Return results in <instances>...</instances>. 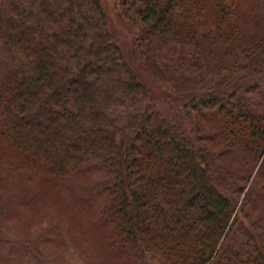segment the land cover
I'll return each instance as SVG.
<instances>
[{"label":"trees","instance_id":"16d2710c","mask_svg":"<svg viewBox=\"0 0 264 264\" xmlns=\"http://www.w3.org/2000/svg\"><path fill=\"white\" fill-rule=\"evenodd\" d=\"M120 6L131 53L102 0H0V197L63 204L109 264H264V0Z\"/></svg>","mask_w":264,"mask_h":264},{"label":"rangeland","instance_id":"374dc122","mask_svg":"<svg viewBox=\"0 0 264 264\" xmlns=\"http://www.w3.org/2000/svg\"><path fill=\"white\" fill-rule=\"evenodd\" d=\"M102 1L113 28L122 34L123 43L131 53L132 36L128 22L121 14L120 0ZM255 84L259 96L264 99V74L255 75L248 81L246 97H251ZM158 105L166 114L179 115L169 110L164 102ZM186 125L190 126L187 122ZM24 188L13 186L0 197V264H109L101 255L103 251L96 239L77 236L79 230L73 221V213L68 214L63 204L42 201L37 196L31 199L35 193L29 187ZM34 202H38V208L31 206ZM137 263L164 264V259L148 254Z\"/></svg>","mask_w":264,"mask_h":264}]
</instances>
